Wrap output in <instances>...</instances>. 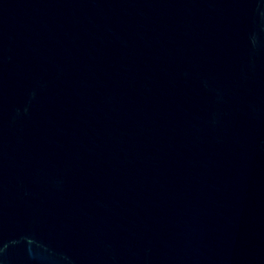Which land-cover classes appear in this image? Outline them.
<instances>
[{
	"label": "water",
	"instance_id": "obj_1",
	"mask_svg": "<svg viewBox=\"0 0 264 264\" xmlns=\"http://www.w3.org/2000/svg\"><path fill=\"white\" fill-rule=\"evenodd\" d=\"M0 264H264V0H0Z\"/></svg>",
	"mask_w": 264,
	"mask_h": 264
}]
</instances>
